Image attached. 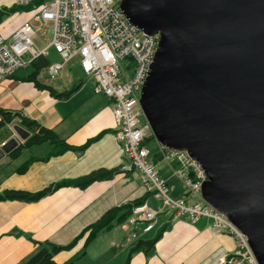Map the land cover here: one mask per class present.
<instances>
[{
	"label": "crops",
	"instance_id": "crops-1",
	"mask_svg": "<svg viewBox=\"0 0 264 264\" xmlns=\"http://www.w3.org/2000/svg\"><path fill=\"white\" fill-rule=\"evenodd\" d=\"M30 6L23 7V11L30 10ZM23 20V23L31 21L28 15ZM32 22L42 23L34 18ZM5 27L4 23L0 34L9 39L15 31L4 33ZM51 40L52 27L46 38L35 32L33 43L38 51H43ZM46 59L50 65L61 61L53 48H49ZM33 72L31 65L20 68L2 82L0 111L21 114L76 148L106 133L83 152L67 151L59 156H51L54 146L50 144L26 147L16 137L21 152L15 158L8 154L0 160V192L37 193L99 170L115 173L111 179L95 182L84 190L64 187L37 202H1L0 264H24L36 254L39 243L65 246L108 211L145 196L141 175L123 171L128 160L116 139L113 102L95 94L94 81L85 76L79 60L67 64L57 78L51 79L47 69L37 78L39 84L51 87L58 94L77 87L68 97L56 98L49 91L39 89L35 82L25 80ZM9 128L7 125L0 130V149L13 137ZM158 162L154 163L155 167ZM24 166L27 170L19 172ZM158 172L174 190V197L186 196L183 186L173 185V179H177L174 175ZM152 208L158 211V218L150 232H144L145 223H133L129 219L99 234L86 246L85 237L72 250L59 253L54 259L56 264H126L128 253L138 240L146 239L153 232L155 237L163 229L154 249L149 253H135L129 264H224V259L235 252L236 240L213 232L211 220L201 219L191 224L183 217L174 221L171 212Z\"/></svg>",
	"mask_w": 264,
	"mask_h": 264
},
{
	"label": "water",
	"instance_id": "water-1",
	"mask_svg": "<svg viewBox=\"0 0 264 264\" xmlns=\"http://www.w3.org/2000/svg\"><path fill=\"white\" fill-rule=\"evenodd\" d=\"M118 2L133 26L160 36L140 96L154 139L200 162L204 202L264 264V0ZM17 147L10 140L0 160Z\"/></svg>",
	"mask_w": 264,
	"mask_h": 264
},
{
	"label": "built area",
	"instance_id": "built-area-1",
	"mask_svg": "<svg viewBox=\"0 0 264 264\" xmlns=\"http://www.w3.org/2000/svg\"><path fill=\"white\" fill-rule=\"evenodd\" d=\"M36 0H16L17 6H28ZM36 21L51 22L54 48L62 62L49 67V75L56 78L65 65L80 58L87 77L95 83L96 94L113 102L116 139L128 160L123 171L138 172L144 192L161 202V211L172 213L174 221L183 217L191 224L201 219L212 221L213 232L232 236L237 242L235 252L224 259V264H258L247 237L223 214L207 205L202 198V187L208 177L202 165L186 151L159 147L163 161L178 166L174 171L186 193L176 200L173 189L159 175L150 152L143 142L151 134L144 121L140 95L154 62L160 36H149L133 26L119 8L117 0H45ZM34 30L23 24L6 41L0 34V84L17 69L47 55V49L38 51L33 43ZM126 63V64H124ZM12 129V128H11ZM5 145V143L3 144ZM193 203H188L193 200ZM133 220L146 224L150 232L157 221L158 211L148 201L132 209Z\"/></svg>",
	"mask_w": 264,
	"mask_h": 264
},
{
	"label": "trees",
	"instance_id": "trees-1",
	"mask_svg": "<svg viewBox=\"0 0 264 264\" xmlns=\"http://www.w3.org/2000/svg\"><path fill=\"white\" fill-rule=\"evenodd\" d=\"M45 0H37L35 1L30 7H37L40 8L44 5ZM24 9L23 7H15L10 9L9 11H2L0 12V22L3 20V15H9L13 12ZM19 10V11H21ZM49 62L46 58H38L34 60L31 66L34 69V72L31 76L26 78L27 81L35 82L36 86L39 89L49 91L50 94L56 98H63L68 97L71 93L77 90L75 87L71 92H66L63 94H58L54 89L48 86H42L37 81L38 76L40 73L49 67ZM0 130L5 128L8 124L15 123L16 119L17 125L20 126L23 130L30 133V137L24 142V146L31 147L36 145L42 144H50L54 146V152L51 153V156H59L64 154L67 151H76V152H83L86 148L95 141H98L106 132H102L95 138L89 140L85 145L81 147H73L66 143V141L60 139L58 135L49 130L45 127L38 125L36 122L30 120L29 118L8 111H0ZM155 140L153 135H150L148 138L145 139L143 142V146L147 147V143L149 141ZM21 152V146L16 148L13 152L10 153V158L17 157ZM154 153L153 162H158L161 160L160 155L158 154V150ZM27 170V166L22 167L19 169V172H25ZM114 171H105L99 170L96 172L91 173L88 176L72 180V181H64L58 183L54 186L44 189L43 191L37 193H29L24 191H16V190H5L0 192V203L1 202H8V201H19L23 203H33L40 201L41 199L45 198L46 196L52 194L54 191L64 188V187H74L84 190L88 188L95 182L111 179L113 177ZM150 195H145L140 200H136L132 203L125 204L123 206L114 208L104 214L97 222L87 227L80 235H78L72 242L65 246L55 245L50 242H44L38 244V251L34 256H32L29 260H27L24 264H56L55 257L64 251H70L76 245L86 237L85 246L89 244L95 237L99 234L103 233L104 231L110 230L112 227L116 225H122L127 222L132 216V208L135 206L143 205L148 199ZM164 229L158 233L152 239H140L137 243L133 246V248L128 253L126 264H129L131 261L132 256L135 253H149L152 249H154L155 245L161 239L163 235Z\"/></svg>",
	"mask_w": 264,
	"mask_h": 264
},
{
	"label": "rangeland",
	"instance_id": "rangeland-1",
	"mask_svg": "<svg viewBox=\"0 0 264 264\" xmlns=\"http://www.w3.org/2000/svg\"><path fill=\"white\" fill-rule=\"evenodd\" d=\"M15 7H17L16 6V0H0V12L9 11L10 9L15 8ZM19 10H21V9H19ZM19 10L13 12L12 14L2 16L3 20H2V24L0 25V32H2L1 28H2L3 24L5 23L6 27H5V30H3V32L7 33V34L13 33L14 31L18 30L24 24L23 22L25 20H23V19L25 16L28 15L29 20H31L29 22H32L33 18L35 16L39 15V12H40L39 8H37V7L34 8L33 6L28 11H23L24 9H22L21 11H19ZM32 27H33V30L36 32V34L38 32V35L46 38L48 30L51 29V27H52V23L45 25L43 23H33L32 22ZM33 40H34V38H33ZM124 64H126V63H124ZM147 149L150 151V158L149 159L152 161L154 158L153 152L158 150L157 141L156 140L149 141L147 143ZM171 165L172 166H170V164H168L167 162L159 161L156 165V170L157 171L159 170L161 172V174H163V172H164L167 176H170V175H173V171L178 167L174 161L171 162ZM163 169H164V171H163ZM172 182H173V185L177 186L178 188L182 187V183L178 179H176V180L173 179ZM175 198H176V200L182 199L180 197H177V195ZM149 201H150L151 207H155L157 209L161 208V202L158 199H156L154 196H150V198L148 199V202ZM193 202H194V199L190 200L188 203L190 204ZM128 226H130V225L128 224ZM154 234H155V232H153L151 235H148L146 237V239L153 238ZM121 262H122V259H121Z\"/></svg>",
	"mask_w": 264,
	"mask_h": 264
}]
</instances>
